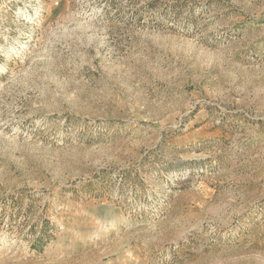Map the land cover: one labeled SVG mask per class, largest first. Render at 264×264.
<instances>
[{
  "label": "rangeland",
  "instance_id": "374dc122",
  "mask_svg": "<svg viewBox=\"0 0 264 264\" xmlns=\"http://www.w3.org/2000/svg\"><path fill=\"white\" fill-rule=\"evenodd\" d=\"M0 264H264V0H0Z\"/></svg>",
  "mask_w": 264,
  "mask_h": 264
}]
</instances>
